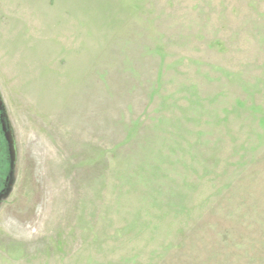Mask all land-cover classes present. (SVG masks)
Wrapping results in <instances>:
<instances>
[{
    "label": "rangeland",
    "instance_id": "1",
    "mask_svg": "<svg viewBox=\"0 0 264 264\" xmlns=\"http://www.w3.org/2000/svg\"><path fill=\"white\" fill-rule=\"evenodd\" d=\"M0 107V264H264V0H0Z\"/></svg>",
    "mask_w": 264,
    "mask_h": 264
},
{
    "label": "flooded vegetation",
    "instance_id": "2",
    "mask_svg": "<svg viewBox=\"0 0 264 264\" xmlns=\"http://www.w3.org/2000/svg\"><path fill=\"white\" fill-rule=\"evenodd\" d=\"M9 130L6 123L2 107H0V195L2 196L6 190L10 180L9 176V143L7 141Z\"/></svg>",
    "mask_w": 264,
    "mask_h": 264
},
{
    "label": "water",
    "instance_id": "3",
    "mask_svg": "<svg viewBox=\"0 0 264 264\" xmlns=\"http://www.w3.org/2000/svg\"><path fill=\"white\" fill-rule=\"evenodd\" d=\"M7 141L9 143V155L11 157V161H12V154H13V146H12V141H11V138L9 136H7ZM11 163H10V167H11Z\"/></svg>",
    "mask_w": 264,
    "mask_h": 264
}]
</instances>
